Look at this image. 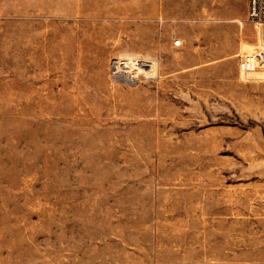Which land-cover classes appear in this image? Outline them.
<instances>
[{"label": "rangeland", "instance_id": "rangeland-1", "mask_svg": "<svg viewBox=\"0 0 264 264\" xmlns=\"http://www.w3.org/2000/svg\"><path fill=\"white\" fill-rule=\"evenodd\" d=\"M185 1L0 0V264H264V25Z\"/></svg>", "mask_w": 264, "mask_h": 264}, {"label": "crops", "instance_id": "crops-1", "mask_svg": "<svg viewBox=\"0 0 264 264\" xmlns=\"http://www.w3.org/2000/svg\"><path fill=\"white\" fill-rule=\"evenodd\" d=\"M187 4H189V11L187 12ZM248 11H249V0H238V8L236 11H234V14H236L235 18L233 17L232 20L234 22L238 23L239 26H243L244 23L248 20ZM233 14V13H232ZM228 14H225L224 16L229 17ZM194 17L193 15V2L190 1V3H187V1L184 0H163V24H170L175 27H184V26H192L194 22L190 21ZM237 18V19H236ZM193 27V26H192ZM196 28V26H195ZM192 35V34H191ZM177 39H181L183 44L187 43V40H190V37H177ZM181 45V43H180ZM238 50V47H232V55L233 57L235 52Z\"/></svg>", "mask_w": 264, "mask_h": 264}, {"label": "built area", "instance_id": "built-area-1", "mask_svg": "<svg viewBox=\"0 0 264 264\" xmlns=\"http://www.w3.org/2000/svg\"><path fill=\"white\" fill-rule=\"evenodd\" d=\"M248 20L251 23L264 25V0H249ZM239 69L246 81L264 82V51L241 55ZM255 75L260 78H254Z\"/></svg>", "mask_w": 264, "mask_h": 264}, {"label": "bare ground", "instance_id": "bare-ground-1", "mask_svg": "<svg viewBox=\"0 0 264 264\" xmlns=\"http://www.w3.org/2000/svg\"><path fill=\"white\" fill-rule=\"evenodd\" d=\"M258 25H260V24H258ZM136 68V67H135Z\"/></svg>", "mask_w": 264, "mask_h": 264}]
</instances>
